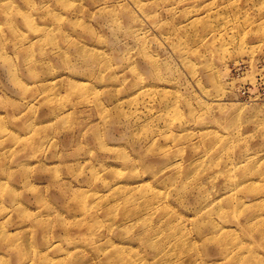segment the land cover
<instances>
[{
    "label": "rangeland",
    "instance_id": "374dc122",
    "mask_svg": "<svg viewBox=\"0 0 264 264\" xmlns=\"http://www.w3.org/2000/svg\"><path fill=\"white\" fill-rule=\"evenodd\" d=\"M251 158L264 0H0V264H264Z\"/></svg>",
    "mask_w": 264,
    "mask_h": 264
},
{
    "label": "bare ground",
    "instance_id": "6f19581e",
    "mask_svg": "<svg viewBox=\"0 0 264 264\" xmlns=\"http://www.w3.org/2000/svg\"><path fill=\"white\" fill-rule=\"evenodd\" d=\"M247 164L249 165L248 167V171H251L249 174L247 173L248 171L247 170H244L242 166V164ZM256 161L253 160V158L251 159H243V160H240L239 162H237L236 164H231L230 166H228L227 168V171L231 172L233 170H235V172H238L239 170H242L241 172V176L240 177H237V181L234 180L233 182H240L239 180L241 179V183H247V182H251L253 180H255V176L257 175H260V177L262 178L261 180L264 182V170L263 169H260V168H257L256 169ZM248 175V176H247ZM232 182V181H231ZM230 185V184H229ZM229 185H226V186H229ZM240 186V184H238ZM254 184H249V187L246 185L244 186L243 188H238L240 191L241 190H245L247 192H253L254 191ZM121 187L117 190H120ZM232 190V189H230ZM256 192H259V191H256ZM247 228L249 227L250 228V231L252 232V234H257L259 235V237L261 238V241L264 240V216L262 215H252V216H248L246 218V223L244 224ZM242 226L241 228H244L245 226ZM239 226H241L239 224ZM216 228L213 227V230H215ZM217 230V229H216ZM214 234V233H213ZM218 235V236H217ZM221 234L218 233V231H216V234L214 235V239L211 238L209 241V243H211L213 240L215 241H220L221 238H220ZM258 237V236H257ZM264 242V241H262Z\"/></svg>",
    "mask_w": 264,
    "mask_h": 264
}]
</instances>
